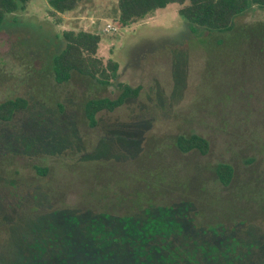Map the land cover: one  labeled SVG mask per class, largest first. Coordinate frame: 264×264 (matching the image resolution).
<instances>
[{"label": "rangeland", "instance_id": "374dc122", "mask_svg": "<svg viewBox=\"0 0 264 264\" xmlns=\"http://www.w3.org/2000/svg\"><path fill=\"white\" fill-rule=\"evenodd\" d=\"M49 11L46 0H31L0 28V103L27 101L0 121V264H264V213L234 197L264 183L256 117L245 122L264 103V10L251 3L225 33L194 28L176 4L127 27L117 0ZM69 30L100 37L98 56L119 64L116 81L102 87L73 73L54 82L52 58ZM119 82L139 86V96L99 112L89 129L85 102L116 98ZM193 133L209 142L207 155L176 149L178 136ZM217 163L235 170L217 194L250 215L207 229L200 192L178 189L194 176L216 194ZM162 169L168 187L153 176ZM149 183L156 198L134 196ZM117 194L119 209L110 205Z\"/></svg>", "mask_w": 264, "mask_h": 264}, {"label": "trees", "instance_id": "16d2710c", "mask_svg": "<svg viewBox=\"0 0 264 264\" xmlns=\"http://www.w3.org/2000/svg\"><path fill=\"white\" fill-rule=\"evenodd\" d=\"M29 1L31 0H0V28L5 21L6 15L24 11ZM46 1L50 8L49 16H55L58 14L64 15L74 10L77 5L84 0ZM251 3L256 5L259 9L264 10V0H117V8L119 13L118 20L122 27L135 24L152 16L154 12L159 9H164L168 5L176 4L178 5V15L194 28L199 27L208 32L216 31L225 33L233 30L235 18L245 12ZM194 28L191 30L193 31ZM61 35L64 40V46L53 56L51 64L53 80L56 84L62 85L69 82L73 73L89 78L102 87L109 86L116 81L119 64L111 59L104 61L98 56L100 37L97 34L86 31L76 32L69 30L63 31ZM116 85L119 89V94L116 98L89 99L85 102L83 111L89 129L96 127V116L99 112H114L127 100H133L139 96L141 90L139 86L131 87L120 82ZM262 89L264 90V86ZM26 106L27 101L19 97L3 101L0 103V121H10L15 111L25 109ZM261 106L259 110L257 109L255 112L253 110L248 113L245 122H250L252 118L250 123L252 126L256 117L255 133H251L257 140L263 142L261 151L264 152V103L263 105L261 104ZM175 147L182 154L196 151L201 156L207 155L210 150L209 142L205 138L194 133L189 136H178L175 140ZM253 160V158L250 159V161ZM37 171L41 175L46 174V170L37 169ZM165 174L166 178L164 177ZM153 176H161V178H163L162 182L164 185H162L161 182L160 187L169 186V183L166 182L168 174L165 169H162L160 173H155ZM214 176L216 194L214 190H208L206 186L200 184L197 179V183L193 184L195 180L194 176L191 178L192 181L189 184L185 181L184 186L178 189L179 196L182 191L191 195L195 194L194 190L200 192L201 198H199L198 201L203 203L204 210L201 209L197 214L200 216V225L207 229L211 228V224L216 221H220V219L224 220L223 217L236 219L241 217L244 213L248 214L250 212L248 209L245 211V208H247L246 206H241L240 203L235 200H230L227 196L217 194L219 191H228L231 187L235 178L234 167L228 163H217L214 167ZM150 190L152 192L157 191L152 183L147 184L144 191L140 193L134 191L133 194L134 196H136V193L141 194L142 199L148 200L151 199V194L153 195V193L149 192ZM160 193L161 196H163L162 192ZM119 197V200L115 199V202L110 204L112 207L114 206L119 209L120 202L124 200L121 196ZM156 197L157 196L154 194L153 198ZM234 197L242 198L246 200L245 202H247L248 198H251L254 203L258 205L256 207L258 211L264 213V183L259 188L248 187L241 192H236ZM197 205L199 206V204ZM106 209L112 211L109 207ZM106 209H103V211ZM116 212L113 214H119Z\"/></svg>", "mask_w": 264, "mask_h": 264}, {"label": "built area", "instance_id": "2783aa9c", "mask_svg": "<svg viewBox=\"0 0 264 264\" xmlns=\"http://www.w3.org/2000/svg\"><path fill=\"white\" fill-rule=\"evenodd\" d=\"M116 31V28H114L113 26L111 25H106L105 29H104V32L105 33H109V32H115Z\"/></svg>", "mask_w": 264, "mask_h": 264}]
</instances>
